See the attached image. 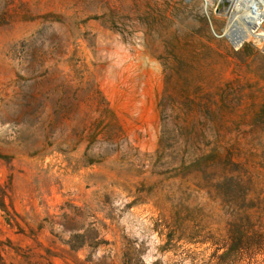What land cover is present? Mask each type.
<instances>
[{
  "label": "rangeland",
  "instance_id": "obj_1",
  "mask_svg": "<svg viewBox=\"0 0 264 264\" xmlns=\"http://www.w3.org/2000/svg\"><path fill=\"white\" fill-rule=\"evenodd\" d=\"M263 4L0 0V264H264Z\"/></svg>",
  "mask_w": 264,
  "mask_h": 264
},
{
  "label": "bare ground",
  "instance_id": "obj_2",
  "mask_svg": "<svg viewBox=\"0 0 264 264\" xmlns=\"http://www.w3.org/2000/svg\"><path fill=\"white\" fill-rule=\"evenodd\" d=\"M223 1H224V4H225L226 7L224 9L221 8L219 10V12H218L219 15H225L226 12H227V9L229 10L230 7H232V9L234 11L235 10V6L237 7V6L243 5V4L246 5L247 8L249 9V8L253 7L256 4V2L261 1V0H223ZM263 5L258 6V7L259 8H262ZM230 11H232V10H230ZM229 13H231V12H229ZM231 17H232V14H231ZM263 28H264V20L257 22L254 19L253 29H255V30H262Z\"/></svg>",
  "mask_w": 264,
  "mask_h": 264
}]
</instances>
